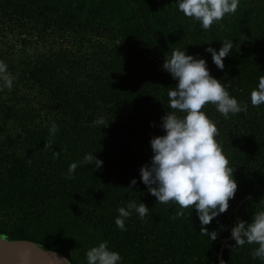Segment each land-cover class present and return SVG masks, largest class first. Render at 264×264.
I'll use <instances>...</instances> for the list:
<instances>
[{"label":"trees","instance_id":"1","mask_svg":"<svg viewBox=\"0 0 264 264\" xmlns=\"http://www.w3.org/2000/svg\"><path fill=\"white\" fill-rule=\"evenodd\" d=\"M224 40L234 47L220 70L205 49ZM185 48L248 104L227 118L211 103L202 109L238 182L228 210L206 226L218 232L215 241L200 233L195 209L175 216L180 206L156 201L139 179L151 138L164 134L161 117L172 111L168 88L177 81L162 67L165 56ZM0 60L15 77L12 89L0 88L5 240L33 242L69 264H87V250L104 240L121 264H264L252 256L258 245L235 246L230 232L238 218L250 223L264 210V104L250 99L264 75V0H239L208 30L175 0H0ZM99 117L107 126L95 124ZM87 153L102 168L79 163L67 178ZM131 200L150 209L143 219L133 212L121 231L115 218Z\"/></svg>","mask_w":264,"mask_h":264},{"label":"clouds","instance_id":"2","mask_svg":"<svg viewBox=\"0 0 264 264\" xmlns=\"http://www.w3.org/2000/svg\"><path fill=\"white\" fill-rule=\"evenodd\" d=\"M179 11L185 16L198 21L204 30L210 29L227 14L236 12L239 0H175ZM231 40L222 41L217 50L211 45L205 49L218 69L225 68L224 59L233 50ZM163 69L177 81L174 88H168L167 111L161 117L160 127L163 135L153 136L150 140L153 155L150 163L140 167V181L156 201L167 204L175 202L180 209L175 216H183L184 209H193L199 219L200 233L215 241L216 230L209 231V225L214 218L226 212L229 201L235 197L238 182L234 169L224 154L215 137L218 134L216 122L211 120L203 107L207 103L225 116L246 111L248 104L239 102L231 96L226 84L211 74L207 60L199 54H188L187 49H173L165 56ZM15 77L8 70L4 60H0V88L12 89ZM251 104H264V75H260L258 84L250 93ZM109 123L99 117L95 124L107 126ZM59 126L52 121L49 134L55 135ZM45 148H52L45 142ZM54 158L59 157V151H53ZM79 163L93 166L94 171L103 166V160L95 153H87L83 161L70 164L67 178H72ZM137 184V179L130 181V187ZM149 207L140 201H129L118 209L115 224L121 231H126V220L135 212L143 219L149 212ZM175 218V217H173ZM223 227V226H222ZM235 246L256 244L253 258L264 260V210L255 212L251 222L237 219L230 229ZM0 236V239H3ZM231 247V245H229ZM50 253V252H48ZM56 256L55 253H51ZM122 257L118 251L108 246L104 240L90 247L86 252L87 264H121Z\"/></svg>","mask_w":264,"mask_h":264},{"label":"rangeland","instance_id":"3","mask_svg":"<svg viewBox=\"0 0 264 264\" xmlns=\"http://www.w3.org/2000/svg\"><path fill=\"white\" fill-rule=\"evenodd\" d=\"M9 42L12 44L11 39ZM15 46L17 54H21L23 48L20 44ZM48 252L33 242L0 239V264H69L61 255Z\"/></svg>","mask_w":264,"mask_h":264}]
</instances>
